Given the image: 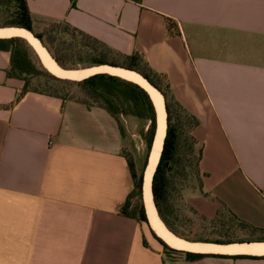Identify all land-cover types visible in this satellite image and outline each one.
Segmentation results:
<instances>
[{
	"label": "crops",
	"instance_id": "1",
	"mask_svg": "<svg viewBox=\"0 0 264 264\" xmlns=\"http://www.w3.org/2000/svg\"><path fill=\"white\" fill-rule=\"evenodd\" d=\"M27 2L35 24L67 22L167 80L199 121V194L258 235L200 243L250 251L167 254L120 213L130 174L117 122L72 101L18 100L24 84L7 76L11 56L0 51V264H264V0ZM122 120L136 136L140 122Z\"/></svg>",
	"mask_w": 264,
	"mask_h": 264
},
{
	"label": "trees",
	"instance_id": "2",
	"mask_svg": "<svg viewBox=\"0 0 264 264\" xmlns=\"http://www.w3.org/2000/svg\"><path fill=\"white\" fill-rule=\"evenodd\" d=\"M76 0H72L75 6ZM37 32L27 0H0V29H24L33 34L50 56L64 70L110 66L136 72L162 94L167 114V131L160 160L152 180V194L159 218L175 236L191 243L229 244L232 241L208 236L229 220H238L228 209L218 211L213 219L201 216L185 203L188 191L203 194L201 161L203 150L193 136L199 126L175 99L167 80L154 73L138 54L122 55L67 22H45ZM0 51L11 56L7 76L23 82L18 100L27 93L72 101L87 109L105 110L118 124L124 142L123 154L128 161L130 192L121 215L147 226L167 254L183 256L187 261H200L209 255L179 251L169 247L149 226L143 202V172L155 135L157 114L153 101L140 85L107 73L84 80L61 79L42 64L34 48L21 37L0 38ZM136 118L138 133L144 142L143 154L130 151L131 136L122 118ZM240 223L249 228L244 222Z\"/></svg>",
	"mask_w": 264,
	"mask_h": 264
},
{
	"label": "bare ground",
	"instance_id": "3",
	"mask_svg": "<svg viewBox=\"0 0 264 264\" xmlns=\"http://www.w3.org/2000/svg\"><path fill=\"white\" fill-rule=\"evenodd\" d=\"M19 36L26 39L29 44L35 49L36 53L38 54L39 58L41 59L45 68L54 76L61 78V79H68V80H84L85 78H89L98 73H107L110 75L121 77L125 80H130L136 82V84L140 85L144 88L148 94L150 95L155 108L158 113V117L160 120V138L158 140L157 151L153 157V165L151 166L148 174L147 179L144 185V200L146 204V212L149 218V221L157 232V234L163 238L166 243L177 250H188V251H197V252H207V251H226V252H236V251H250L251 249H247L246 246H236L233 248H220L212 245L207 244H200V243H191L187 242L177 236H175L172 232H170L161 219L158 216L154 200L152 194V180L154 176V172L156 167L159 163L160 156L163 149L164 139L166 136L167 130V114L165 110V101L164 97L160 92H158L154 87H152L141 75L136 72L124 70L121 68H113L110 66H100L94 67L89 69H80V70H64L57 65V63L53 60L50 56L47 49L41 44V42L33 36L27 30L24 29H17V28H5L0 29V38H11ZM262 250V249H257Z\"/></svg>",
	"mask_w": 264,
	"mask_h": 264
},
{
	"label": "rangeland",
	"instance_id": "4",
	"mask_svg": "<svg viewBox=\"0 0 264 264\" xmlns=\"http://www.w3.org/2000/svg\"><path fill=\"white\" fill-rule=\"evenodd\" d=\"M35 27L37 32H42L45 30L46 24L38 23L35 24ZM138 130L139 128H137L136 136L132 137L130 134L133 144L130 147V151L134 152L136 150L137 155H141L145 150V145L138 133ZM187 202L188 204L193 205L201 215H204L210 219L215 218L217 213V210H215L216 203L202 197L199 194V191H188L187 197L185 199L186 204ZM207 235L227 241H245L253 237V235H258V232H255L250 228H246L240 223V221L229 220L226 225L220 226V228L215 232L208 233Z\"/></svg>",
	"mask_w": 264,
	"mask_h": 264
},
{
	"label": "water",
	"instance_id": "5",
	"mask_svg": "<svg viewBox=\"0 0 264 264\" xmlns=\"http://www.w3.org/2000/svg\"><path fill=\"white\" fill-rule=\"evenodd\" d=\"M31 33V32H30ZM16 37H19V36H16ZM22 38V37H21ZM24 39V38H23ZM26 40V39H25ZM28 42V41H27ZM29 43V42H28ZM31 45V44H30ZM35 50V49H34ZM41 60V59H40ZM42 62V61H41ZM43 64V63H42ZM45 67V66H44ZM114 68V67H113ZM99 74V73H98ZM91 77V76H90ZM86 79V78H85ZM148 93V92H147ZM152 100V99H151ZM154 104V103H153ZM155 106V105H154ZM156 110V108H155ZM156 114H157V120H156V129H155V135H154V139H153V142H152V146H151V150H150V153H149V156H148V160H147V165L144 169V172H143V191H144V185H145V182H146V179H147V174L151 168V166L153 165V157L157 151V145H158V140L160 138V132H161V128H160V120H159V117H158V113H157V110H156ZM167 131V130H166ZM158 166V165H157ZM157 169V167H156ZM156 171V170H155ZM155 174V172H154ZM143 202H144V206H145V209H146V204H145V200H144V192H143ZM147 214V212H146ZM147 218H148V215H147ZM149 220V218H148ZM149 224L151 225L150 221H149ZM152 226V225H151Z\"/></svg>",
	"mask_w": 264,
	"mask_h": 264
}]
</instances>
